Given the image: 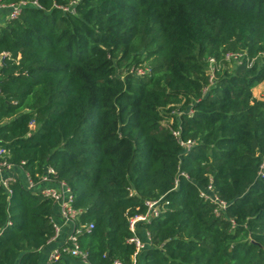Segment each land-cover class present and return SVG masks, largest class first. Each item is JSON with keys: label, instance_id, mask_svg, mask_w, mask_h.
I'll return each instance as SVG.
<instances>
[{"label": "trees", "instance_id": "1", "mask_svg": "<svg viewBox=\"0 0 264 264\" xmlns=\"http://www.w3.org/2000/svg\"><path fill=\"white\" fill-rule=\"evenodd\" d=\"M37 1L0 24V147L66 182L86 264L131 263L146 199L162 210L135 264H264V0ZM53 208L0 186V264H38Z\"/></svg>", "mask_w": 264, "mask_h": 264}, {"label": "built area", "instance_id": "2", "mask_svg": "<svg viewBox=\"0 0 264 264\" xmlns=\"http://www.w3.org/2000/svg\"><path fill=\"white\" fill-rule=\"evenodd\" d=\"M75 1H71L69 6L64 7V11H71L72 4ZM27 6H34L36 8H41L37 0H20L18 2H5L4 0H0V12L6 10L5 15L3 16V21L0 24L16 19L22 10ZM7 53H0V68L3 65V57L6 56ZM260 56L264 57V54H260ZM242 55L239 53H227L225 55V59L228 61H233L237 64L241 63ZM255 58L247 59L248 65L250 66ZM210 61V71H212L214 67V60L209 59ZM144 72V69L139 68L136 70L137 74H141ZM29 128H34V120L29 122ZM174 136H178V131H172ZM185 148L188 149L190 147V143H186ZM8 152L6 149L0 147V186L7 188L9 180H16L12 177H8L6 172H8L11 168L14 167L8 161ZM264 164L260 166V170L258 172V177L262 176ZM17 181V180H16ZM43 186V187H42ZM26 189L32 191H38L41 195L46 196L51 199L53 206H57L59 210V215L61 221L64 225L69 227V232L67 237L63 242H61L57 247L53 248L49 254V262L54 263L59 261L64 256H71L80 259L84 263H86L87 252L83 250L79 244L78 236L83 234L84 232H89L92 228V224H78L77 214L79 212L73 205L74 199L70 188L66 184L65 181L59 180L55 178V171L52 167H45L44 171L38 175L37 180H33L26 173ZM199 197L216 204V208L214 212L219 214L221 210L225 209L226 203L219 199L213 192L212 186L209 184L205 188L201 189L199 187ZM144 212L137 213L132 215L129 218L128 226L129 230L132 232V237H130L129 241L134 245V252L131 256V263L135 264L138 254L145 249L148 244H150V236L147 231H145L144 239H142L138 235V227L143 222H150L153 219L157 218L161 214V206L159 199H146L144 201ZM54 226V235L50 238H54L57 236L59 227L56 223L53 222ZM112 264H123L122 262L115 260Z\"/></svg>", "mask_w": 264, "mask_h": 264}, {"label": "crops", "instance_id": "3", "mask_svg": "<svg viewBox=\"0 0 264 264\" xmlns=\"http://www.w3.org/2000/svg\"><path fill=\"white\" fill-rule=\"evenodd\" d=\"M6 10H3L0 12V18L3 19V16L5 15ZM0 19V22L3 20ZM258 85L256 86V88ZM255 89V87H254ZM253 92V90H252ZM254 95V93H253ZM254 97H256L254 95ZM260 99L261 97H256ZM8 177H12L16 179L23 187L26 186V172L23 170L20 166H14L11 168L8 172H6ZM43 187V186H42ZM52 221L56 223V225L59 227V231L56 237L50 239L44 246H42L39 250V257H38V264H86L83 261H81L78 258L71 257V256H64L59 261L51 263L49 262V254L51 250L55 247H57L61 242L65 240L67 237L69 230V227L64 225L61 221L58 207L55 205L52 211ZM139 235L145 236V231L143 228L138 229Z\"/></svg>", "mask_w": 264, "mask_h": 264}, {"label": "rangeland", "instance_id": "4", "mask_svg": "<svg viewBox=\"0 0 264 264\" xmlns=\"http://www.w3.org/2000/svg\"><path fill=\"white\" fill-rule=\"evenodd\" d=\"M257 85L258 87L256 88ZM257 85L255 86V89L253 88V93L256 97L263 98L264 97V80Z\"/></svg>", "mask_w": 264, "mask_h": 264}]
</instances>
